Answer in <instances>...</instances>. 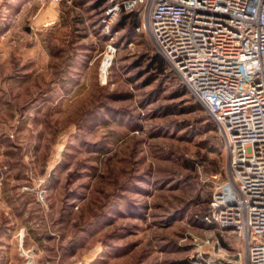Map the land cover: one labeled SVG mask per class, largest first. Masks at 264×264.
<instances>
[{"label": "rangeland", "instance_id": "rangeland-1", "mask_svg": "<svg viewBox=\"0 0 264 264\" xmlns=\"http://www.w3.org/2000/svg\"><path fill=\"white\" fill-rule=\"evenodd\" d=\"M108 8L0 0V264H244L215 120Z\"/></svg>", "mask_w": 264, "mask_h": 264}, {"label": "built area", "instance_id": "built-area-1", "mask_svg": "<svg viewBox=\"0 0 264 264\" xmlns=\"http://www.w3.org/2000/svg\"><path fill=\"white\" fill-rule=\"evenodd\" d=\"M142 15L159 54L215 120L230 181L204 220L243 239L244 264H264V0H108Z\"/></svg>", "mask_w": 264, "mask_h": 264}, {"label": "trees", "instance_id": "trees-1", "mask_svg": "<svg viewBox=\"0 0 264 264\" xmlns=\"http://www.w3.org/2000/svg\"><path fill=\"white\" fill-rule=\"evenodd\" d=\"M106 1L107 0H102V2H106ZM127 15H138V13H132V14H127ZM154 62L157 64L158 69L164 70L166 68L164 60L158 55L154 57Z\"/></svg>", "mask_w": 264, "mask_h": 264}, {"label": "bare ground", "instance_id": "bare-ground-1", "mask_svg": "<svg viewBox=\"0 0 264 264\" xmlns=\"http://www.w3.org/2000/svg\"><path fill=\"white\" fill-rule=\"evenodd\" d=\"M108 57V56H107ZM111 58V57H110ZM111 61V60H110ZM109 62V61H108ZM108 62H107V64H108ZM105 64V63H104Z\"/></svg>", "mask_w": 264, "mask_h": 264}]
</instances>
